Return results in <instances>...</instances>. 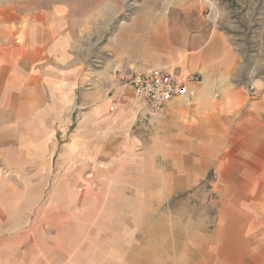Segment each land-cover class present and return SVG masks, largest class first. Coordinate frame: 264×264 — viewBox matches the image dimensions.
<instances>
[{"label":"rangeland","instance_id":"374dc122","mask_svg":"<svg viewBox=\"0 0 264 264\" xmlns=\"http://www.w3.org/2000/svg\"><path fill=\"white\" fill-rule=\"evenodd\" d=\"M14 11L62 36L55 43L70 75L42 102L5 94L0 123L11 138L28 140L25 157L17 149L0 157V264L173 261L168 240H184L197 223L215 240L222 222L243 216L242 176L226 179L219 158H191L186 144L193 111L226 100L222 89L260 98L264 0H0L6 19ZM12 27L0 44L15 43ZM154 66L188 74L190 94L175 99L186 142L148 141V133L163 135L156 130L167 108L146 107L123 87V72ZM173 157L188 170L167 180L157 168L172 169ZM228 199L234 213L223 211Z\"/></svg>","mask_w":264,"mask_h":264},{"label":"crops","instance_id":"0c3cea01","mask_svg":"<svg viewBox=\"0 0 264 264\" xmlns=\"http://www.w3.org/2000/svg\"><path fill=\"white\" fill-rule=\"evenodd\" d=\"M8 16L12 17L13 21L6 19V12L0 14V38L5 40L12 26H14L13 29L15 28L13 31L18 34L15 35V43H9L10 46L1 39L4 43L0 44V119L6 116L5 94L7 92L19 94L18 96L24 100H27V94L33 93V96L29 95L31 100L37 102L39 99L42 102L44 94L54 92V85L63 86L64 80H68L70 75L68 56L59 50L58 44L55 43L62 36L59 33H53L54 29L49 27L48 22L38 23L33 18L26 22L15 11L12 14L9 13ZM19 18L20 22H16ZM54 73L62 77L61 81L54 80ZM254 85L260 87L259 99L250 101L239 99V97L234 99V89H220L223 93L227 92L226 100L213 99L207 102L209 106L195 108L191 116L195 121L189 122L195 124L194 138L191 136L189 139L186 138V132L177 128L183 116V107L178 106L182 101L173 100L176 102L171 101L168 105L166 104L168 107L165 105L160 109L167 108L156 130L157 133L160 132L163 135L148 133V141L174 140L177 145V143L187 141L182 139L184 137L193 140L187 141L186 144L190 147L189 156L191 158L198 154L206 155V161L219 158L220 160L216 161L224 166L223 171L227 173L226 179H232L235 173L238 174L237 179L242 176L243 180L238 183V188L242 187L245 190L242 196L245 207L241 210L243 216L239 220L235 221L232 217L227 223L222 222L215 240L214 235L205 231L201 223H197V229L184 232L185 235H181L184 236V240H168L166 245L174 246V250L171 251L173 261L165 262L159 259L153 264H264L263 80L256 79ZM22 106L21 104L20 107H13L14 113L18 116H21ZM47 109H49L47 114L52 115V110H50L52 107L47 106ZM198 114L201 118L197 117ZM143 115H140V118H143ZM168 121L173 122L171 124L173 129L168 125ZM15 122L17 121L13 123ZM189 127V129L193 128V126ZM198 139H202L200 145ZM26 140L28 139L22 137L20 139L11 138L6 134L5 124L0 123V157L10 154V151L14 154L15 149L20 152V156L25 157L26 154L21 151L25 143L23 146L21 143ZM174 158L166 161L167 164L173 165L172 169L157 168V173L160 172V176L166 177L167 180L174 174L188 170L181 168L185 163L180 158ZM149 164L150 166L154 164L153 160ZM232 181L235 180L232 179ZM226 186L231 188L230 184ZM229 200L224 202L226 208L223 211L225 213L226 211L232 212L231 208H228L231 206H227V204L230 205ZM229 216L226 214V217ZM161 230L163 229L159 226L158 232ZM233 259H236L233 261L235 263L231 262Z\"/></svg>","mask_w":264,"mask_h":264},{"label":"built area","instance_id":"2783aa9c","mask_svg":"<svg viewBox=\"0 0 264 264\" xmlns=\"http://www.w3.org/2000/svg\"><path fill=\"white\" fill-rule=\"evenodd\" d=\"M187 76L167 68L151 67L130 68L120 75V79L123 87H130L142 105L158 110L172 100L190 94Z\"/></svg>","mask_w":264,"mask_h":264}]
</instances>
